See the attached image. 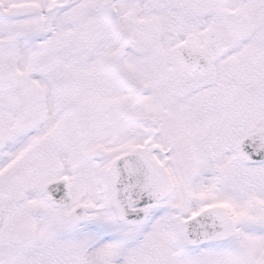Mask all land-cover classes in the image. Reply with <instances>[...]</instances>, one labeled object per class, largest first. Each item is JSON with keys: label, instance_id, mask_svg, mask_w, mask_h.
Here are the masks:
<instances>
[{"label": "snow or ice", "instance_id": "snow-or-ice-1", "mask_svg": "<svg viewBox=\"0 0 264 264\" xmlns=\"http://www.w3.org/2000/svg\"><path fill=\"white\" fill-rule=\"evenodd\" d=\"M0 264H264V0H0Z\"/></svg>", "mask_w": 264, "mask_h": 264}]
</instances>
